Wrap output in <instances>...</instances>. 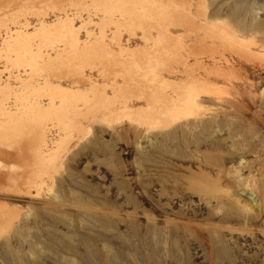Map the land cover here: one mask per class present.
I'll return each mask as SVG.
<instances>
[{
	"label": "bare ground",
	"instance_id": "obj_1",
	"mask_svg": "<svg viewBox=\"0 0 264 264\" xmlns=\"http://www.w3.org/2000/svg\"><path fill=\"white\" fill-rule=\"evenodd\" d=\"M155 1L0 0V179L18 176L1 195L38 197L56 210L67 205L57 176L95 128L128 125L139 137L154 127L190 133L245 110L246 93L256 103L251 92L259 86L264 96V5L235 0L225 9L233 20H226L223 6L204 0L213 41L198 45L188 26L173 37L158 22ZM138 40L146 45L130 50ZM113 41L120 51L110 48ZM222 85L236 99H223ZM211 105L218 111L210 114ZM209 156L201 167L213 162ZM224 170L241 177V169ZM30 217L0 210L7 247L26 236Z\"/></svg>",
	"mask_w": 264,
	"mask_h": 264
},
{
	"label": "rangeland",
	"instance_id": "obj_2",
	"mask_svg": "<svg viewBox=\"0 0 264 264\" xmlns=\"http://www.w3.org/2000/svg\"><path fill=\"white\" fill-rule=\"evenodd\" d=\"M188 1L185 7L181 0H156L151 12L173 37L186 25L195 44H211L204 0ZM205 1L223 6L222 16L233 20L225 9L235 0ZM245 1L264 5V0ZM151 31L156 36L159 27ZM113 42L110 48L120 51ZM145 45L138 40L130 50ZM221 87L223 99H236L234 89ZM261 90L251 92L256 103L244 95L245 110L219 115L220 123L212 124L219 127L172 134L159 127L140 128L145 130L140 137L127 132L128 125L95 128L69 153L60 171L63 178L57 176L67 205L53 210L38 197L0 194V210L19 217L30 213L32 222L24 238L11 239V248L0 238V264H264ZM218 107L211 105L208 111ZM208 154L213 162L201 167ZM221 168L241 169V179ZM17 179H0V187Z\"/></svg>",
	"mask_w": 264,
	"mask_h": 264
}]
</instances>
